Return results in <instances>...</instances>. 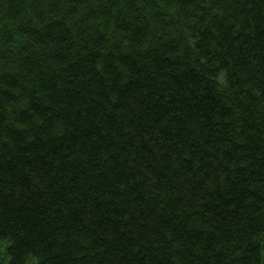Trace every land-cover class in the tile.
Returning a JSON list of instances; mask_svg holds the SVG:
<instances>
[{"label": "trees", "instance_id": "1", "mask_svg": "<svg viewBox=\"0 0 264 264\" xmlns=\"http://www.w3.org/2000/svg\"><path fill=\"white\" fill-rule=\"evenodd\" d=\"M0 264H264V0H0Z\"/></svg>", "mask_w": 264, "mask_h": 264}, {"label": "rangeland", "instance_id": "2", "mask_svg": "<svg viewBox=\"0 0 264 264\" xmlns=\"http://www.w3.org/2000/svg\"><path fill=\"white\" fill-rule=\"evenodd\" d=\"M5 251H6V245L4 243H0V263L5 256Z\"/></svg>", "mask_w": 264, "mask_h": 264}]
</instances>
